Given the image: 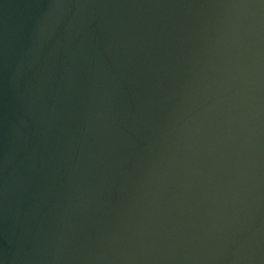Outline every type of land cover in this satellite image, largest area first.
I'll use <instances>...</instances> for the list:
<instances>
[{
	"label": "water",
	"instance_id": "water-1",
	"mask_svg": "<svg viewBox=\"0 0 264 264\" xmlns=\"http://www.w3.org/2000/svg\"><path fill=\"white\" fill-rule=\"evenodd\" d=\"M0 264H264V0H0Z\"/></svg>",
	"mask_w": 264,
	"mask_h": 264
}]
</instances>
